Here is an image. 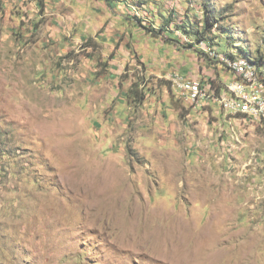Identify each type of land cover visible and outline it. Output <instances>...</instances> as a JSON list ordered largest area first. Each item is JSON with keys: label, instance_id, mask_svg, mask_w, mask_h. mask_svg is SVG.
I'll return each instance as SVG.
<instances>
[{"label": "rangeland", "instance_id": "1", "mask_svg": "<svg viewBox=\"0 0 264 264\" xmlns=\"http://www.w3.org/2000/svg\"><path fill=\"white\" fill-rule=\"evenodd\" d=\"M228 54L264 84V0H0V264H264V120L172 85Z\"/></svg>", "mask_w": 264, "mask_h": 264}, {"label": "built area", "instance_id": "2", "mask_svg": "<svg viewBox=\"0 0 264 264\" xmlns=\"http://www.w3.org/2000/svg\"><path fill=\"white\" fill-rule=\"evenodd\" d=\"M226 66L233 74V78L228 82L232 87V94H223L209 80L203 81L198 78H188V84H180V88L190 91V99L187 101H197L203 96H211L216 100H224L225 106L229 105V98L238 97L242 103H252L260 108L261 116H263L264 88L258 74L242 70L241 68H230L227 64ZM191 89H199V96H191ZM255 92H263V99L254 100Z\"/></svg>", "mask_w": 264, "mask_h": 264}, {"label": "bare ground", "instance_id": "3", "mask_svg": "<svg viewBox=\"0 0 264 264\" xmlns=\"http://www.w3.org/2000/svg\"><path fill=\"white\" fill-rule=\"evenodd\" d=\"M230 56L228 55V57H221L224 63H226L230 68H241L242 70H246L248 72H256L257 66L245 56H236V57H230ZM180 84H188V78L175 77L172 81V85L175 88L176 94H178L180 98L189 100L190 91L185 90V88H180ZM263 88H264V84H263ZM227 91L228 94H232V87L229 86ZM191 96H199V89H191ZM209 97L211 96H203L199 98V100L197 101H188V102L197 103L201 100H206ZM262 99H263V92L254 93V100H262ZM214 100L221 107H223V109L229 114L231 113L233 115H243L245 117H249L252 119L264 120V105H263V116H261L260 108H258L256 105H253L252 103H242L241 99L238 97L229 98V105H225V106H224V100H216V99Z\"/></svg>", "mask_w": 264, "mask_h": 264}, {"label": "trees", "instance_id": "4", "mask_svg": "<svg viewBox=\"0 0 264 264\" xmlns=\"http://www.w3.org/2000/svg\"><path fill=\"white\" fill-rule=\"evenodd\" d=\"M202 14L203 17L201 19L200 27L192 28L189 23H185V21L181 22V25L176 23L174 20V13L168 12L166 16L163 17L165 21H163L164 26H162L160 29L162 32H169L168 28L171 24H174L175 28L177 30H180L181 32L187 33V35L190 37L192 41L195 43L205 42L206 44L212 46L214 43L212 42V39L217 36V32H219L216 26V21L213 19L214 15L212 12L207 9L205 5L202 6ZM166 28V29H163ZM229 56L231 54H228ZM231 55L230 57H232ZM246 57V56H245ZM247 58V57H246ZM249 59V58H248ZM250 60V59H249ZM251 61V60H250ZM263 59L262 57L259 58L257 62L253 61L257 67L261 66ZM252 62V61H251ZM252 62V63H253Z\"/></svg>", "mask_w": 264, "mask_h": 264}, {"label": "crops", "instance_id": "5", "mask_svg": "<svg viewBox=\"0 0 264 264\" xmlns=\"http://www.w3.org/2000/svg\"><path fill=\"white\" fill-rule=\"evenodd\" d=\"M233 77L231 76V78L229 79V81L232 79ZM228 81V82H229ZM227 82V83H228ZM221 92H222V89H221ZM223 94H227V92H222ZM204 101H212V102H214V103H217L215 100H214V98L213 97H209L208 99H206V100H201V101H199V102H197V103H200L201 105H202V102H204ZM218 104V103H217ZM219 105V104H218ZM220 106V105H219ZM221 107V106H220Z\"/></svg>", "mask_w": 264, "mask_h": 264}]
</instances>
